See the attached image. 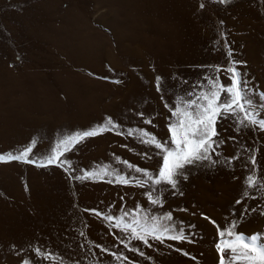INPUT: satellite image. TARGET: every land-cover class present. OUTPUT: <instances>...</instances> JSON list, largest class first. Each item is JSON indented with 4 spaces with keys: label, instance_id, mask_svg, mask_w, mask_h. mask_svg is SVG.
I'll return each mask as SVG.
<instances>
[{
    "label": "rangeland",
    "instance_id": "374dc122",
    "mask_svg": "<svg viewBox=\"0 0 264 264\" xmlns=\"http://www.w3.org/2000/svg\"><path fill=\"white\" fill-rule=\"evenodd\" d=\"M199 2L0 0V151L15 149L35 136L43 152L58 136L86 130L109 116L125 130L139 126L166 136L162 115L152 127L133 113H164L153 86L155 74L179 91L187 87L180 76L195 82L202 71L198 65L224 62L219 21H223L228 47L244 62L247 78L264 89V0H229L226 5L209 4L203 12L196 10ZM173 74H178L175 82ZM116 78L122 83L109 82ZM167 99L174 102L172 95ZM225 135L236 133L229 127ZM252 139L245 133L249 145ZM255 139L258 169L264 171V136ZM237 149L229 141L224 154H235ZM141 150L145 149L133 138L106 132L83 141L68 158L77 174L82 169H122L116 157L137 166L158 163L157 158L141 159L137 154ZM241 171L240 164L234 171L195 170L181 185L182 197H167L166 208L188 210L174 213L178 221L197 226L193 243L175 245L194 259L158 245L156 250L144 249L152 264H216L215 229L200 214L221 226L230 222L233 206L240 208L235 199L243 187ZM125 193L130 197L125 201L129 208L142 200L139 189L107 180L72 183L59 168L0 164V264H19L21 257L11 247L27 249L29 242L37 241L61 254L68 264L74 255L79 257V238L72 229L82 223L89 225V239L107 245L112 237L102 223L72 205L104 209L111 204L118 210V197ZM242 203L255 206L253 201ZM238 227L245 234L264 231V217L246 216ZM94 251L99 254V249ZM100 255L103 264H110L111 257ZM128 255L134 264H150Z\"/></svg>",
    "mask_w": 264,
    "mask_h": 264
},
{
    "label": "snow or ice",
    "instance_id": "6c2138e0",
    "mask_svg": "<svg viewBox=\"0 0 264 264\" xmlns=\"http://www.w3.org/2000/svg\"><path fill=\"white\" fill-rule=\"evenodd\" d=\"M216 3L226 5L229 0H200L196 10L203 12L209 4ZM218 28L219 40L223 41L219 47L223 48L224 62L198 65L202 71L195 82L180 76L187 87L179 91L172 90L168 79L155 74L153 86L164 113L157 112L155 116L146 115L143 110L133 113L143 125L152 127H155V119L162 115L166 122V136L160 137L139 126L125 130L117 120L109 116L86 130L58 136L43 152L39 151V139L35 136L15 149L0 151V164L19 163L37 169L55 167L63 170L72 183L107 180L119 187L140 190L142 200L134 202L131 208L125 203L130 198L127 193L118 197V210L111 204L104 209L72 205L82 213L94 215L112 240L107 245L95 242L88 238L87 223H82L79 229L74 226L72 230L79 238V257L74 255L68 264H103L100 254L111 257L110 264H134L128 254L147 259L152 264V258L146 256L144 249L156 250L158 245L194 259L175 245L193 243L197 226L178 221L174 213L188 210L179 206L166 208L167 197H182L184 193L181 185L188 181L189 175L195 170L207 171L223 167L234 171L237 164L242 168L243 187L239 198L235 199V205L240 208L233 206L230 222L221 226L207 215H200L215 229L213 246L216 264H264V231L245 234L238 227L246 216L258 214L264 217V171L258 169L255 147V137L264 136V89L247 78V73L243 71L244 62L237 59L228 47L223 21L218 22ZM106 34L111 35V32L106 30ZM151 67L155 73L154 65ZM177 75H172L173 82ZM109 82L119 85L122 80L116 78ZM169 95L174 97L173 103H169ZM229 127L236 133L235 136L225 135ZM106 132L133 138L145 149L137 153L140 158L148 161L157 158L158 163L137 166L116 157V163L123 165L122 169H82L81 174H77L70 164L69 154L86 139ZM245 133L253 137L251 145L244 140ZM229 141L237 145L238 149L235 154L226 156L224 148ZM25 191H28L26 186ZM245 201H253L255 206L242 203ZM94 249H99V254ZM11 251L21 257L19 264H65V257L41 245L39 241L35 244L29 242L27 249L23 245L19 248L13 245Z\"/></svg>",
    "mask_w": 264,
    "mask_h": 264
}]
</instances>
